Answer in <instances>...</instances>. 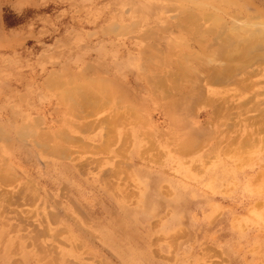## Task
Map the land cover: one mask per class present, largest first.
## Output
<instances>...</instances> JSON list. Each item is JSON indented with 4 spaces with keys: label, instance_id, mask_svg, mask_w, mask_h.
Returning <instances> with one entry per match:
<instances>
[{
    "label": "rangeland",
    "instance_id": "374dc122",
    "mask_svg": "<svg viewBox=\"0 0 264 264\" xmlns=\"http://www.w3.org/2000/svg\"><path fill=\"white\" fill-rule=\"evenodd\" d=\"M226 1L0 0L5 254L264 264V62L222 85L194 64H222L210 30L264 25V0Z\"/></svg>",
    "mask_w": 264,
    "mask_h": 264
},
{
    "label": "bare ground",
    "instance_id": "6f19581e",
    "mask_svg": "<svg viewBox=\"0 0 264 264\" xmlns=\"http://www.w3.org/2000/svg\"><path fill=\"white\" fill-rule=\"evenodd\" d=\"M224 4L226 6H228V5L231 6L233 4L238 6L239 11L237 12V15H235V14L232 15L233 19L240 18L242 16V14L240 12H244L245 11V7L244 6H240V5L236 4V3L230 2V0L226 1ZM246 4H248V3L246 2ZM247 17L245 18V21H250V20L254 19V18H251V16H249V15ZM188 19L190 20V22L192 24V27L195 30L199 29L198 25L196 24V20H195V18L193 16L188 17ZM239 22H241V19H240ZM250 22L251 23L245 22V24H242V25L238 24L236 26H235V24H232L231 25V29H230L231 34H228V28L225 25H222V26H220L217 29L210 30V33L213 34V36L215 37L214 39L216 40L215 44H214L215 47H216L215 51H212V53L210 55L211 56H215L218 60H221L222 64L215 68V67H210L208 64H205L203 62L194 63L196 65H199V70L201 69L202 72L205 73V79L204 80H206V82H208V84H210V85L211 84H213V85L226 84V81L228 79L232 78V76H234V74L236 72H238V71L241 72L243 75H245L246 72H244V68H248V67L250 68L252 66V64H253L252 61H255L256 63L264 62V25L259 24L260 22L257 23V21H256L257 24H255V22H252V21H250ZM233 63H235V64H233ZM242 80H244V77H243ZM235 83H237V82H235ZM66 90H68V89H66ZM203 91L201 92L200 89L192 88L191 91H189V92H192V94L194 92L196 94H195V96L194 95L193 96H189L187 99L191 100L192 101L191 103H193L195 105L198 101L203 100V97H204V92ZM68 93H70V92H68ZM81 93H83V92H81ZM81 93H79L80 96L83 95ZM83 96L80 97L81 98L80 100L84 99ZM89 98L90 97H88V100H89ZM85 99H86V97H85ZM85 99L83 100V103L85 101L87 102V100H85ZM72 101H73V99H72ZM208 101L211 102V100H208ZM95 102L93 101V103H95ZM91 104L92 103H90L88 105H91ZM208 104L210 105L209 102H208ZM88 105L85 103V106H86L85 108L86 109H89V108H87ZM213 106H215V105H212L211 107H213ZM83 107H81L83 109V111L86 110ZM88 107H90V106H88ZM91 108L92 107H90V110H91ZM216 111H217V109L215 107L214 108V112H216ZM86 128H87V126H86ZM66 140L70 141L68 138H66ZM83 144H81V145H83ZM84 146H86V144H84ZM87 147H89V146L87 145ZM49 149H50V147H49ZM61 153H63V152H61ZM77 153H79V152H77ZM58 154H60V153H58ZM70 154H72V153H70ZM61 156H62V154H61ZM64 156L65 155H63L62 157H64ZM97 170H98V168H97ZM57 214H59V213H57ZM56 216H55V218H56ZM160 224H161L160 228H163V221ZM165 225H166V222L164 223V228H165ZM161 234L164 235L165 237L168 236V237L174 238L176 235H183L185 233H184V230L182 228L173 227L171 230L167 229V232H161ZM40 254H42V253H40ZM46 254H47V252H46ZM131 254H132V256L134 258H136V259L131 261L132 264H141L142 263L140 261L141 257L136 252V250L131 251ZM170 257H172V256H170ZM51 264H52V262H51Z\"/></svg>",
    "mask_w": 264,
    "mask_h": 264
},
{
    "label": "crops",
    "instance_id": "0c3cea01",
    "mask_svg": "<svg viewBox=\"0 0 264 264\" xmlns=\"http://www.w3.org/2000/svg\"><path fill=\"white\" fill-rule=\"evenodd\" d=\"M47 180L45 179H36V177L30 178L29 183L33 185V188L35 189L38 187L39 189L43 188V192L45 191L47 193V196H51V191L53 187L56 188L59 186V189L61 191L64 190L65 184H62L61 180H57L59 183H51L50 176ZM3 182V176L0 174V264H27L25 261H30L33 259L30 258H20V256H16L13 254H5L4 253V237L2 230L4 228V184ZM51 198V197H50ZM13 255V256H12ZM5 262V263H3Z\"/></svg>",
    "mask_w": 264,
    "mask_h": 264
}]
</instances>
